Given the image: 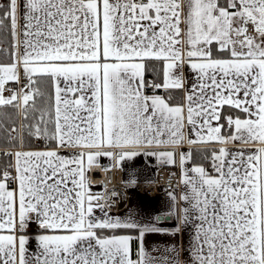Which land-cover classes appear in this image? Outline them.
<instances>
[{"label": "snow or ice", "instance_id": "1", "mask_svg": "<svg viewBox=\"0 0 264 264\" xmlns=\"http://www.w3.org/2000/svg\"><path fill=\"white\" fill-rule=\"evenodd\" d=\"M0 109V264H264V0H0ZM139 155L170 230L92 190Z\"/></svg>", "mask_w": 264, "mask_h": 264}, {"label": "crops", "instance_id": "2", "mask_svg": "<svg viewBox=\"0 0 264 264\" xmlns=\"http://www.w3.org/2000/svg\"><path fill=\"white\" fill-rule=\"evenodd\" d=\"M6 95H8V93H6ZM185 150H188L187 145H185ZM202 150L203 146L200 145L194 146L191 149L193 156ZM199 160L200 157L197 155L196 161L199 162ZM100 164L102 167L115 168L112 166L113 161L107 157L100 158ZM166 165L167 164L162 163L155 156L139 155L130 160L122 161L120 167L115 169H117L119 176H121L126 183L130 176H134L137 183H149L155 180L157 169ZM182 188L183 185L179 183L175 193L179 195ZM92 190L95 193L99 192L98 188H92ZM168 193L170 192H166L160 188L154 197H149L138 194L133 189H130V200L124 209L119 213L111 212V214L115 217L126 219L128 218L129 213H132L133 216L141 222H151L156 224L157 227L170 230L176 224L174 217H170V220H157V218L161 216L168 217L167 214L171 210L172 201ZM172 242L173 237L167 235L147 234L145 236V245L149 251H152L155 248L163 249ZM34 246L35 245L33 244V247ZM153 254L157 255L155 252H153Z\"/></svg>", "mask_w": 264, "mask_h": 264}, {"label": "built area", "instance_id": "3", "mask_svg": "<svg viewBox=\"0 0 264 264\" xmlns=\"http://www.w3.org/2000/svg\"><path fill=\"white\" fill-rule=\"evenodd\" d=\"M109 169L110 171L107 173L103 170H98L93 173L95 181L93 188L99 189L97 194H103L105 192V188L100 184V181L107 179V191L110 193L114 190L119 193L116 198V203L111 209L112 213H119L124 209L130 200V189H133L138 194L154 197L157 194L158 189L162 188L166 192H171L176 190L179 184L180 169L178 166H161L157 169L156 177L153 182L136 183L135 186L128 185L123 178L119 176L117 169ZM174 173L175 175H173Z\"/></svg>", "mask_w": 264, "mask_h": 264}, {"label": "trees", "instance_id": "4", "mask_svg": "<svg viewBox=\"0 0 264 264\" xmlns=\"http://www.w3.org/2000/svg\"><path fill=\"white\" fill-rule=\"evenodd\" d=\"M149 78H151V76H149ZM177 100H179V97H177ZM19 119L20 117H18L12 109H7L6 111L0 109V153L6 150V145L8 143V133L5 129H10L13 126L14 121L19 125ZM193 157L196 160L197 155L194 154ZM0 163H3V160H0Z\"/></svg>", "mask_w": 264, "mask_h": 264}, {"label": "water", "instance_id": "5", "mask_svg": "<svg viewBox=\"0 0 264 264\" xmlns=\"http://www.w3.org/2000/svg\"><path fill=\"white\" fill-rule=\"evenodd\" d=\"M164 219L170 220V217H163V216L159 217V220H164Z\"/></svg>", "mask_w": 264, "mask_h": 264}, {"label": "rangeland", "instance_id": "6", "mask_svg": "<svg viewBox=\"0 0 264 264\" xmlns=\"http://www.w3.org/2000/svg\"><path fill=\"white\" fill-rule=\"evenodd\" d=\"M21 119V118H20ZM20 119H19V122H20Z\"/></svg>", "mask_w": 264, "mask_h": 264}]
</instances>
